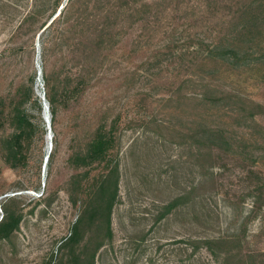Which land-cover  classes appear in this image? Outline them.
Listing matches in <instances>:
<instances>
[{
	"label": "rangeland",
	"instance_id": "rangeland-1",
	"mask_svg": "<svg viewBox=\"0 0 264 264\" xmlns=\"http://www.w3.org/2000/svg\"><path fill=\"white\" fill-rule=\"evenodd\" d=\"M237 2L230 11L253 13L239 20L248 33L211 26L188 36L200 0H0V139L32 75L40 104L26 108L36 124L26 162L10 167L0 144V215L12 197L21 213L0 240V264H68L62 242L106 171L77 170L69 157L100 123L114 125L117 188L110 235L102 217L87 226L82 257L100 240L92 264H250L264 251V0ZM32 4L41 10L27 26ZM57 4L50 29H39ZM224 34L238 46L209 63L207 45ZM65 74L77 83L67 98ZM76 171L88 174L71 192ZM219 237L230 242H205Z\"/></svg>",
	"mask_w": 264,
	"mask_h": 264
},
{
	"label": "trees",
	"instance_id": "trees-1",
	"mask_svg": "<svg viewBox=\"0 0 264 264\" xmlns=\"http://www.w3.org/2000/svg\"><path fill=\"white\" fill-rule=\"evenodd\" d=\"M210 3L213 4L210 5ZM237 3V0H200V4L196 7H189L191 10L197 11V16L191 22L192 25L196 26L193 28L192 33H188V36L193 35L197 28L202 29L203 27L211 26L218 27L221 29V32L224 30L226 33L230 32L233 28H236L237 35H245V33H248L247 27H244L239 20L244 19L246 14L253 13L251 11L247 12L246 9H243L241 14H236L233 11H230V9L236 6ZM57 7L58 4L51 11L49 15L50 19L48 18L50 21L44 20L39 25V29H50L56 17L54 13ZM222 9H225L226 11H222ZM40 10L41 9H36V4H32L31 9L24 13L22 22L27 26L34 25L37 21L36 17ZM59 13L60 12H58L57 15H59ZM215 14L218 15L217 18L214 16ZM255 18V15H251L250 17L251 20ZM220 39L218 40L217 38L216 41H210L209 45H207L209 53L207 54L206 59L209 60V63L213 62L212 60H215L212 55L214 51H232L235 49V46H238V43L231 40L226 34H224V37H220ZM223 43H225L226 46L223 47ZM74 77L75 76L72 74H65L62 77L59 86L60 90H58L60 95H63L64 98H67L72 94V91L76 89L77 83L73 85ZM29 82L28 85L21 84L17 87L14 95L15 101L9 113L10 123L13 130L9 135L0 139L2 157L12 168L19 167L26 162L24 149H26V146L36 128V124L31 119L30 114L26 111L27 105L30 102L40 108L37 97L34 95V75L30 77ZM205 88H207V85ZM54 91L55 87L50 85L48 88L47 101L49 102L51 113L54 112L55 107ZM110 124L111 125L100 123L97 125L92 137L87 140L83 146H79L78 149L73 151L69 157V162L77 170L83 167L91 168L93 166H99L102 170L106 171H102L100 174L94 176L95 181L86 193L84 202L81 205V210L74 220L68 236L62 242L61 247L68 248V264H92L96 250L101 246V240L91 245L90 253L85 254L84 257H82L80 251L81 247L78 248L77 246L81 242L82 235L85 233V228L96 223L97 220H99L100 223V217H102L104 232H106L107 236L110 235V207L114 200L117 188L116 161L110 159L108 162L110 150L114 145V125H112V123ZM211 135L213 137L214 133L210 132V136ZM87 174V172L81 174L79 171L71 174L69 178V185L72 187H70L71 192H76L80 188L81 178L86 177ZM14 199L15 198L12 197L2 205V214L0 215V240L9 239L13 232L19 227L21 213L17 205L15 206L11 204ZM100 226L102 227V225ZM205 242L210 245L220 243L225 244L230 242V238H212L205 240ZM83 245L85 246V244ZM209 250L212 249L209 247ZM249 257L250 264L264 263V251L256 252ZM256 261L259 263H256Z\"/></svg>",
	"mask_w": 264,
	"mask_h": 264
},
{
	"label": "water",
	"instance_id": "water-1",
	"mask_svg": "<svg viewBox=\"0 0 264 264\" xmlns=\"http://www.w3.org/2000/svg\"><path fill=\"white\" fill-rule=\"evenodd\" d=\"M38 74H40V72L38 71ZM42 105H43V118L46 121V124L49 125V119H50V113H49V108H48V103L46 100H42ZM48 154L46 155V159H47Z\"/></svg>",
	"mask_w": 264,
	"mask_h": 264
},
{
	"label": "bare ground",
	"instance_id": "bare-ground-1",
	"mask_svg": "<svg viewBox=\"0 0 264 264\" xmlns=\"http://www.w3.org/2000/svg\"><path fill=\"white\" fill-rule=\"evenodd\" d=\"M48 145V144H47ZM48 149V148H47Z\"/></svg>",
	"mask_w": 264,
	"mask_h": 264
}]
</instances>
